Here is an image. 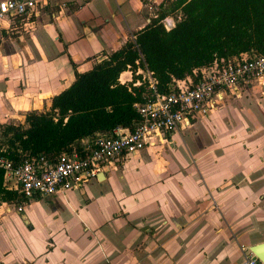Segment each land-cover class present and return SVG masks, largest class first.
I'll use <instances>...</instances> for the list:
<instances>
[{
    "label": "crops",
    "instance_id": "crops-1",
    "mask_svg": "<svg viewBox=\"0 0 264 264\" xmlns=\"http://www.w3.org/2000/svg\"><path fill=\"white\" fill-rule=\"evenodd\" d=\"M98 1L70 0L38 11L30 19L34 24L18 35L3 27L0 146L7 144L5 125L27 126L29 112L50 109L53 94L75 80L74 63L79 71L91 68L149 23L151 4L168 0L96 7ZM63 17L71 24L76 20V28L66 20V28L59 25ZM38 23L57 28L54 47H40ZM123 73L130 76L129 70ZM232 99L244 104L239 118L245 127L228 146L188 148L176 131L174 146L144 149L126 161H134V177L140 179H124L121 165V171L114 168L66 197L0 202V264H242L250 245L264 241V78L253 79L242 97ZM117 178L124 180L126 193L113 189ZM102 198H112L109 217L69 210L74 204L83 210ZM89 219L95 231L82 229Z\"/></svg>",
    "mask_w": 264,
    "mask_h": 264
},
{
    "label": "trees",
    "instance_id": "trees-1",
    "mask_svg": "<svg viewBox=\"0 0 264 264\" xmlns=\"http://www.w3.org/2000/svg\"><path fill=\"white\" fill-rule=\"evenodd\" d=\"M157 17L134 32L120 48L100 55L89 69L76 70L74 82L52 98L47 111L33 110L26 124H7L2 136L9 153H41L56 158L78 139L139 118L135 103L144 87L134 92L120 75L146 64L169 90L173 78H185L195 68L211 66L217 58L264 54V0H168ZM181 12L175 27L167 30L161 20ZM75 64V63H74ZM57 118V119H56ZM67 118V121H65ZM26 198L4 186L0 168V202Z\"/></svg>",
    "mask_w": 264,
    "mask_h": 264
},
{
    "label": "built area",
    "instance_id": "built-area-1",
    "mask_svg": "<svg viewBox=\"0 0 264 264\" xmlns=\"http://www.w3.org/2000/svg\"><path fill=\"white\" fill-rule=\"evenodd\" d=\"M70 0H0V35L23 27L41 10L54 5L66 6ZM157 17L160 6L150 5ZM156 11V13H155ZM182 15L168 14L161 23L167 30L175 27ZM135 35L132 36L134 40ZM130 76L120 81L134 92L144 87L142 100L135 103L139 114L130 125H118L84 136L56 158L41 153H9V145L0 146V168L4 170L6 189L21 193L26 200L66 195L99 180L114 167L124 165L144 149L173 142L172 135L188 123L215 111L225 100L240 98L253 79L264 78V54L246 53L241 58L221 57L211 66L195 68L185 78H173L169 90L160 89L159 79L146 64L129 66ZM134 74L136 78L133 79ZM57 119V118H56ZM67 121V118H65ZM23 205L18 207L23 211ZM251 251L242 264H259Z\"/></svg>",
    "mask_w": 264,
    "mask_h": 264
},
{
    "label": "rangeland",
    "instance_id": "rangeland-1",
    "mask_svg": "<svg viewBox=\"0 0 264 264\" xmlns=\"http://www.w3.org/2000/svg\"><path fill=\"white\" fill-rule=\"evenodd\" d=\"M120 1L122 0H99L98 2H96L94 5H96V7H99L100 5H106L107 3L113 4L114 6H118L119 3H121ZM154 10L155 9H151L149 10L151 12V16L154 15ZM163 9H159L158 10V15L159 12H161ZM156 13V11H155ZM68 17H66V19L63 17V19H61V21L59 20L58 24L63 26L64 28H66L63 24H65V22H63L64 20H66L69 24H71L68 20ZM36 19H32L31 21H28V23H26V29L30 28L32 24H34ZM51 22H53V18H51L50 20ZM71 21V20H70ZM150 22V20H149ZM63 23V24H62ZM75 24H71L74 25V28L72 30H74L76 28V23L77 21L74 20ZM32 29V28H31ZM30 29V30H31ZM55 29H57L56 27H49L46 23L40 24L38 23V28L36 30V36L39 37L41 39V43H40V47L44 48L47 47V49L49 47H54L56 44V41L54 39V31ZM33 30V29H32ZM58 32V30H56ZM22 32H25V29L23 27H19L18 29L14 30L13 35H18ZM46 50V48H44ZM40 51V50H39ZM123 78L125 79V76H123ZM136 78V75L134 74L133 79ZM244 104H240L239 101H236L234 99H227L225 100L220 107H223L220 110V107L217 108L215 111H211L209 114H207V116H203L201 117L199 120H196L195 123L197 122V124L194 127L188 128V126H184L182 129H180L181 135L183 136V141L182 145H188V148H197V150H201L202 147L206 148V147H213V143H220L222 142L225 146H228L231 141H229L228 139H230L231 137H233L236 133L242 132L243 128L245 127V125L243 126V123H240V118L239 115L240 113H243L244 110ZM245 130V129H244ZM218 139V140H217ZM217 140V141H216ZM200 141H203L202 145H200ZM196 145V146H195ZM167 146H174V144H169ZM162 147V146H161ZM155 151H158L160 149H153ZM123 167V166H122ZM120 169V168H119ZM118 168L115 169V171L119 170ZM122 170V171H121ZM121 174H123L124 179H130V181L136 180V179H140L139 176L138 177H134L136 174H138L137 171V167L134 163V161L130 160L127 162V164H124V167L121 168ZM138 170H142L145 171V168H139ZM120 180H123L121 178H117L116 181H118L117 183H115V187L113 189H115V191H119V193H126L127 189L125 188L124 184H122L123 182H120ZM124 181V180H123ZM103 190H108L103 188ZM111 190V189H109ZM131 191V189H130ZM129 191V192H130ZM62 195V194H59ZM67 195V194H66ZM66 195H63L64 197H66ZM126 196V194H125ZM124 194H122V197H125ZM98 200V199H97ZM27 203L30 202V200L26 201ZM112 202V198L108 199H100V201H96L95 203L89 205V207L87 208H83L80 209V206L77 207L76 204L73 205V207L69 210L72 211L74 214H77L79 212H83L86 214H90L92 217V213L95 212L97 214L103 213L105 216L108 215V217L110 216V208H112L113 206L111 205ZM23 204V203H22ZM25 204V202H24ZM65 202L62 200V204H60L61 209L65 208ZM18 210V207H17ZM19 211V210H18ZM22 212V211H20ZM75 221V220H74ZM76 222V221H75ZM82 222V221H81ZM87 222H82V229L85 228H89L94 230V228H92V223L89 222L86 224ZM79 223H73V229L74 232L75 231H79ZM95 231V230H94Z\"/></svg>",
    "mask_w": 264,
    "mask_h": 264
},
{
    "label": "water",
    "instance_id": "water-1",
    "mask_svg": "<svg viewBox=\"0 0 264 264\" xmlns=\"http://www.w3.org/2000/svg\"><path fill=\"white\" fill-rule=\"evenodd\" d=\"M106 174L102 173L99 180L105 179ZM249 251L253 252L260 260V263L264 264V241L250 245Z\"/></svg>",
    "mask_w": 264,
    "mask_h": 264
},
{
    "label": "flooded vegetation",
    "instance_id": "flooded-vegetation-1",
    "mask_svg": "<svg viewBox=\"0 0 264 264\" xmlns=\"http://www.w3.org/2000/svg\"><path fill=\"white\" fill-rule=\"evenodd\" d=\"M73 66H74L75 74H76V70H78L77 65L73 64ZM75 76H76V75H75ZM73 82H74V81H73ZM73 82H72V83H73ZM72 83H71V84H72ZM71 84H70V85H71ZM70 85H69V86H70ZM69 86H68V87H69ZM68 87L63 88V89H61L60 91H57L56 93L53 94V96H55L56 94L62 92L64 89H66V88H68ZM53 96H52V98H53ZM206 116H207V115H206ZM201 117H203V116H201ZM201 117H199L197 120H199ZM25 120H26V119H25ZM195 121H196V120H195ZM195 121H192V122L188 123V125H187L188 128L191 129V127H194L195 124H197V122H198V121H197V122L195 123ZM15 125H20V124H15ZM170 144H173V142H171ZM167 145H169V144L161 145V146L164 147V146H167ZM161 146H160V147H161ZM162 147H161V148H162ZM147 149H148V148H147ZM118 167H119V166L114 167V168L116 169V168H118ZM114 168H113V169H114ZM83 188H84V187H83ZM83 188H81V189H79V190H77V191H80V190H82ZM54 195H57V194H54ZM54 195H53V196H54Z\"/></svg>",
    "mask_w": 264,
    "mask_h": 264
}]
</instances>
